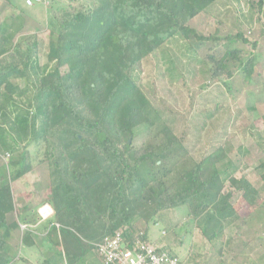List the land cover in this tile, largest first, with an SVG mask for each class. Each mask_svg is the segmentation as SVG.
<instances>
[{
    "label": "trees",
    "instance_id": "16d2710c",
    "mask_svg": "<svg viewBox=\"0 0 264 264\" xmlns=\"http://www.w3.org/2000/svg\"><path fill=\"white\" fill-rule=\"evenodd\" d=\"M82 1L85 4L78 7L76 0L57 5L56 26H51L48 38L51 69L37 73L33 45L26 46L23 55L13 45L12 60L2 62L1 57L0 61L3 99L22 92L12 78L26 79L28 67L38 81L32 105L24 112L31 120L21 112L14 122L38 150L41 146L44 150L43 160L50 168L44 195L53 208L54 224L94 250L92 242L105 235L123 228L124 236L131 239L134 221H150L165 210L186 205L195 220L206 214L200 229L211 240L221 231L223 220L235 213L222 193L225 182L240 189L245 178L237 179L218 165L226 155L222 146L194 159L130 71L176 36L217 40L197 33L189 23L215 0ZM233 39L246 41L239 32L224 38ZM8 42L1 35L0 55L7 52ZM228 58L239 57L230 48L219 57L207 55L213 78L230 79ZM242 68L250 76L251 57ZM141 125L148 126L150 136L135 147L128 139L136 136L134 129ZM23 159L21 155L11 163ZM259 167L264 182V159ZM30 170L31 163H24L10 179L1 178L0 232L5 214L13 209L10 180ZM168 249L184 261L183 248ZM64 253L69 263L82 255L70 256L66 249Z\"/></svg>",
    "mask_w": 264,
    "mask_h": 264
},
{
    "label": "rangeland",
    "instance_id": "374dc122",
    "mask_svg": "<svg viewBox=\"0 0 264 264\" xmlns=\"http://www.w3.org/2000/svg\"><path fill=\"white\" fill-rule=\"evenodd\" d=\"M29 1L0 0V41L1 35L9 38L7 52L0 55V61L1 57L2 62L12 60L13 45H18L17 54L21 55L26 46L33 45L32 59L41 75L54 65L47 58L48 38L51 26H56L59 10L57 1L56 4L53 0ZM66 1L61 0L58 6ZM81 3L85 1L76 0L74 5L78 7ZM189 23L197 33L218 39L185 40L176 36L133 67L131 76L194 159L199 160L222 146L226 155L218 165H223L233 177L245 180L240 189L225 182L222 193L235 213L223 220L221 231L211 240L200 229L206 223V214L196 218L198 225L186 205L165 210L150 221L136 220L132 226L135 231L143 229L155 244L183 248L187 264H263L264 182L259 164L264 159V0H215ZM238 32L245 42L224 40L225 36ZM227 48L235 50L239 57L226 60V69L232 76L213 78L206 57L208 54L219 57ZM249 57L254 70L247 76L242 65ZM30 67L26 79L12 78L22 92L5 99L0 97V181L10 179L14 169L29 162L32 171L18 182V187L11 185L18 188L16 195L41 201L50 181L49 164L43 160L42 146L38 150L14 122L21 112L28 121L32 118L24 113L32 105L38 84ZM147 127L134 129L136 136L130 142L135 147L149 138ZM21 155L24 159L12 165ZM37 258L42 261L40 254ZM92 259L90 264H103L96 256Z\"/></svg>",
    "mask_w": 264,
    "mask_h": 264
},
{
    "label": "crops",
    "instance_id": "0c3cea01",
    "mask_svg": "<svg viewBox=\"0 0 264 264\" xmlns=\"http://www.w3.org/2000/svg\"><path fill=\"white\" fill-rule=\"evenodd\" d=\"M29 172L10 183L13 209L5 214V225L0 232L3 234L0 238V264H90L94 256L99 258L92 248L78 244L70 234L60 231V226L54 224L53 208L45 196L40 201L16 195L15 189L18 188L11 184L18 187V182L24 181ZM65 249L70 256L82 255L72 258L69 263ZM38 254L42 261L38 260Z\"/></svg>",
    "mask_w": 264,
    "mask_h": 264
},
{
    "label": "built area",
    "instance_id": "2783aa9c",
    "mask_svg": "<svg viewBox=\"0 0 264 264\" xmlns=\"http://www.w3.org/2000/svg\"><path fill=\"white\" fill-rule=\"evenodd\" d=\"M26 2L30 3L29 0ZM92 245L103 264H185L164 244L150 241L143 229H137L130 239L124 236L121 228L92 242Z\"/></svg>",
    "mask_w": 264,
    "mask_h": 264
},
{
    "label": "water",
    "instance_id": "95a60500",
    "mask_svg": "<svg viewBox=\"0 0 264 264\" xmlns=\"http://www.w3.org/2000/svg\"><path fill=\"white\" fill-rule=\"evenodd\" d=\"M128 141H130V139H128Z\"/></svg>",
    "mask_w": 264,
    "mask_h": 264
}]
</instances>
